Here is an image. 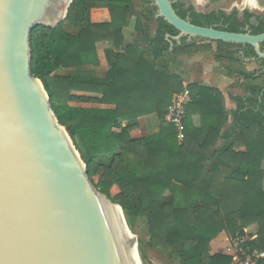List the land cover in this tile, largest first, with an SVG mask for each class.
Listing matches in <instances>:
<instances>
[{
    "label": "trees",
    "instance_id": "1",
    "mask_svg": "<svg viewBox=\"0 0 264 264\" xmlns=\"http://www.w3.org/2000/svg\"><path fill=\"white\" fill-rule=\"evenodd\" d=\"M134 1L73 0L57 27H34L32 77L42 84L88 179L101 169L95 189L121 208L129 228L137 220L145 222L149 248L176 264H231L229 255H211V242L222 233L232 239L256 226V239L248 247L264 252V62L251 46L216 42L215 60L228 62L227 76L247 94L233 99L236 109L229 113L218 90L185 86L180 76L182 58L194 50L210 51L212 42L194 45L183 37L178 44L173 40L178 32L156 18L151 0H145L151 8L144 13L134 12ZM172 7L195 26L264 33V15L248 10L197 12L182 0H172ZM133 16L136 36L126 44L125 29ZM149 20L156 25L153 31ZM67 25L76 32L66 31ZM102 43L110 45L104 51L109 67L103 77L69 74L98 68L97 45ZM232 47L261 69L241 71L240 60L222 53ZM260 49L264 53V43ZM183 91L190 102L179 139L166 115ZM150 115L160 123L158 133L132 138L139 119ZM194 115L201 119L199 128L191 123ZM229 117L233 127L224 131ZM113 188L118 193L110 197Z\"/></svg>",
    "mask_w": 264,
    "mask_h": 264
},
{
    "label": "water",
    "instance_id": "2",
    "mask_svg": "<svg viewBox=\"0 0 264 264\" xmlns=\"http://www.w3.org/2000/svg\"><path fill=\"white\" fill-rule=\"evenodd\" d=\"M72 1L0 0V264H133L129 250L141 264L136 238L125 242L111 201L88 179L30 73L32 29L57 27ZM151 1L156 18L178 32V44L187 37L248 45L264 62V33L195 26L176 14L172 0Z\"/></svg>",
    "mask_w": 264,
    "mask_h": 264
},
{
    "label": "crops",
    "instance_id": "3",
    "mask_svg": "<svg viewBox=\"0 0 264 264\" xmlns=\"http://www.w3.org/2000/svg\"><path fill=\"white\" fill-rule=\"evenodd\" d=\"M243 6H234L232 10L236 9L239 12L248 10L255 15H264V0H243ZM108 18L104 17L103 21H107ZM135 23V22H134ZM134 27V25H133ZM130 22L128 27L125 29L126 44L132 43L134 37L136 36V31L130 30ZM98 46H103L104 49L110 48V45L102 43ZM100 67H105V72L108 70V65L105 59V54L102 51V56L100 51L97 50ZM224 55L232 54L231 57L241 61L240 70L246 74L257 73L261 68L259 63L251 59H245L243 56V51L238 48H225L222 50ZM216 43H211V50L207 52H199L194 50L188 55L182 58L183 67L180 73L182 81L185 86L195 84L201 87L216 89L218 90L225 102V108L227 111L233 112L236 109V104L234 98H246L247 94L242 88L236 86V80L234 78L227 76V66L228 62L226 60L216 61ZM103 77V76H102ZM242 81H239L241 83ZM98 109H108V106H89ZM191 123L193 127L199 128L201 126V119L199 116L194 115L191 117ZM160 123L155 115H150L139 119V129L131 133V137L134 139H141L144 137L152 136L158 133ZM233 127V122L231 117H229L228 123L224 128V131H228ZM223 142H219V146H222ZM261 168L264 171V161ZM257 229L256 226H251L247 229L254 230ZM211 255H229L231 256V244L230 238L227 234H220L215 240L211 242Z\"/></svg>",
    "mask_w": 264,
    "mask_h": 264
},
{
    "label": "rangeland",
    "instance_id": "4",
    "mask_svg": "<svg viewBox=\"0 0 264 264\" xmlns=\"http://www.w3.org/2000/svg\"><path fill=\"white\" fill-rule=\"evenodd\" d=\"M243 0H182V2L186 6L193 7L195 11L197 12H210V11H218L222 10L225 12L232 11L234 6L242 7ZM151 5L146 4L145 0H136L133 2V9L136 13H144L147 9H150ZM130 22V30L134 31V22L135 17H131L129 20ZM150 29L153 31L156 27L155 23L152 21L146 22ZM66 31H69L71 33H75L76 31L72 29L70 26H65ZM188 42H192L194 45L199 44L198 40H191ZM97 50L100 51V54L102 56V51L104 53L105 49L103 46H98ZM106 59V57H105ZM107 65L108 61L106 59ZM109 67V66H108ZM70 75H81V76H91V77H102L105 74V67H98V68H84V69H74L69 71ZM100 170H98L97 175H93L90 181L92 184H95L98 179V175L100 174ZM118 193L117 188H113L110 192V197L115 196ZM168 195V193H167ZM109 200V199H108ZM110 201V200H109ZM128 227V225H127ZM132 235L136 238L137 241V251L140 258L141 264H176L175 262L169 260L163 255L158 254L156 251L152 250L148 246V232H147V226L143 220H137L134 226L131 228L128 227ZM257 229L249 230L248 233L256 234ZM144 257V260L142 259Z\"/></svg>",
    "mask_w": 264,
    "mask_h": 264
},
{
    "label": "built area",
    "instance_id": "5",
    "mask_svg": "<svg viewBox=\"0 0 264 264\" xmlns=\"http://www.w3.org/2000/svg\"><path fill=\"white\" fill-rule=\"evenodd\" d=\"M190 102L187 91L174 96L172 105L167 110L166 121L171 123L179 139H181L182 121L185 117L186 106ZM248 233L244 230L242 236L230 239L231 244V264H257L264 258V252L250 251L248 243L256 239V234Z\"/></svg>",
    "mask_w": 264,
    "mask_h": 264
},
{
    "label": "bare ground",
    "instance_id": "6",
    "mask_svg": "<svg viewBox=\"0 0 264 264\" xmlns=\"http://www.w3.org/2000/svg\"><path fill=\"white\" fill-rule=\"evenodd\" d=\"M109 205H111V207L113 209V213H114L115 218L117 220V223L120 227L122 235L125 239V242L130 243L131 241H133L134 238H133L132 234L128 233V231L126 230V228L124 226V223L122 221V213H121L119 207L117 205L112 204V203H109ZM129 255H130V258H131L133 264H139L138 259H137V255H136L134 250H129Z\"/></svg>",
    "mask_w": 264,
    "mask_h": 264
}]
</instances>
